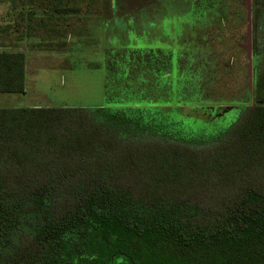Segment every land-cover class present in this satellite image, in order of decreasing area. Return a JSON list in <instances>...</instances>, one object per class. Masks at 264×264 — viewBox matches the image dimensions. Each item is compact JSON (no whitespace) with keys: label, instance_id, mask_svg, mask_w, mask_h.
I'll use <instances>...</instances> for the list:
<instances>
[{"label":"trees","instance_id":"1","mask_svg":"<svg viewBox=\"0 0 264 264\" xmlns=\"http://www.w3.org/2000/svg\"><path fill=\"white\" fill-rule=\"evenodd\" d=\"M33 1L65 48L78 0ZM251 1L252 66L248 0L88 1L110 21L108 105L0 107V264H264V0ZM26 74L25 52L0 50V93H25ZM214 107L242 112L226 130L191 121Z\"/></svg>","mask_w":264,"mask_h":264},{"label":"rangeland","instance_id":"2","mask_svg":"<svg viewBox=\"0 0 264 264\" xmlns=\"http://www.w3.org/2000/svg\"><path fill=\"white\" fill-rule=\"evenodd\" d=\"M88 1L78 0L80 10L66 14L59 21L67 33L65 48L47 42L51 38L48 29L53 26L52 23L46 26L50 6L38 7L37 15L30 22L32 28L28 27L27 34L22 27L16 32L15 40L23 43L22 47L27 53L26 92L0 93V107L68 106L89 109L108 105L102 31L103 26H109L110 21H105L102 13L95 11L84 14ZM0 17L3 23L4 16ZM131 39H135L140 47L147 46L150 41L147 36H138L135 31L131 33ZM111 42L119 47L125 44L115 32ZM118 93L116 89L115 99H118ZM241 112L242 109L236 107L203 108L197 116L193 115L191 121L209 122L214 124L212 130H226Z\"/></svg>","mask_w":264,"mask_h":264},{"label":"crops","instance_id":"3","mask_svg":"<svg viewBox=\"0 0 264 264\" xmlns=\"http://www.w3.org/2000/svg\"><path fill=\"white\" fill-rule=\"evenodd\" d=\"M38 5V2L33 0H0V16L5 19L3 23L0 22V35L3 36L0 38V50H21L26 53V49L22 47L23 43L15 40L16 32L22 27L27 34L28 27L32 28V13H37Z\"/></svg>","mask_w":264,"mask_h":264},{"label":"water","instance_id":"4","mask_svg":"<svg viewBox=\"0 0 264 264\" xmlns=\"http://www.w3.org/2000/svg\"><path fill=\"white\" fill-rule=\"evenodd\" d=\"M247 8H248V21H249V60H250V65L252 66V42H251V35H252V1L248 0L247 3Z\"/></svg>","mask_w":264,"mask_h":264}]
</instances>
